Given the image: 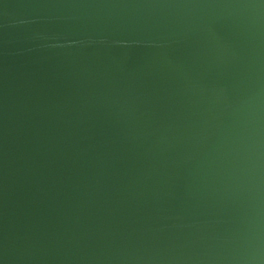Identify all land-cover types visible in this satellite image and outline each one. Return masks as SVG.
Masks as SVG:
<instances>
[{"label":"water","instance_id":"obj_1","mask_svg":"<svg viewBox=\"0 0 264 264\" xmlns=\"http://www.w3.org/2000/svg\"><path fill=\"white\" fill-rule=\"evenodd\" d=\"M0 264H264V0H0Z\"/></svg>","mask_w":264,"mask_h":264}]
</instances>
